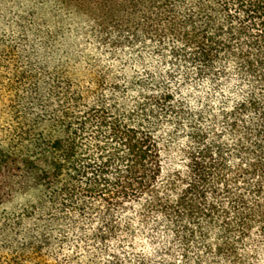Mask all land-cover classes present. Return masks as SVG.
I'll return each instance as SVG.
<instances>
[{
    "label": "trees",
    "instance_id": "obj_1",
    "mask_svg": "<svg viewBox=\"0 0 264 264\" xmlns=\"http://www.w3.org/2000/svg\"><path fill=\"white\" fill-rule=\"evenodd\" d=\"M51 1L0 0V264H264V0Z\"/></svg>",
    "mask_w": 264,
    "mask_h": 264
},
{
    "label": "rangeland",
    "instance_id": "obj_2",
    "mask_svg": "<svg viewBox=\"0 0 264 264\" xmlns=\"http://www.w3.org/2000/svg\"><path fill=\"white\" fill-rule=\"evenodd\" d=\"M7 5L10 7L9 9L12 8L13 11H16L18 9L20 11L26 10V7H32L35 10L36 5L44 7L45 9H48V10L53 11V12H56L57 10H59L57 5L55 4V2H53L51 0H48V1L47 0H9V3H7ZM12 18H13L12 16L6 17L3 22H5V23L10 22L12 20ZM64 18H67V17H64ZM74 21L76 22L74 24H77V22H78V24L85 23L80 18H76V17L74 18ZM68 26H66V27H68ZM87 30H86V32L90 31V29L88 31ZM86 37H88V36H86ZM93 49L95 51H101V49L98 48V45H95Z\"/></svg>",
    "mask_w": 264,
    "mask_h": 264
}]
</instances>
